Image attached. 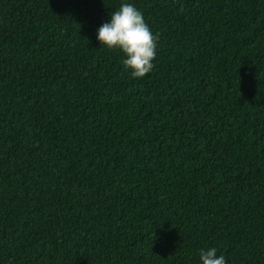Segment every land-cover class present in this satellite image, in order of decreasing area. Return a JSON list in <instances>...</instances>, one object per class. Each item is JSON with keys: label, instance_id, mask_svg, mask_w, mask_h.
I'll list each match as a JSON object with an SVG mask.
<instances>
[{"label": "trees", "instance_id": "trees-1", "mask_svg": "<svg viewBox=\"0 0 264 264\" xmlns=\"http://www.w3.org/2000/svg\"><path fill=\"white\" fill-rule=\"evenodd\" d=\"M159 34L133 78L98 29ZM264 264V0H0V264Z\"/></svg>", "mask_w": 264, "mask_h": 264}, {"label": "clouds", "instance_id": "clouds-1", "mask_svg": "<svg viewBox=\"0 0 264 264\" xmlns=\"http://www.w3.org/2000/svg\"><path fill=\"white\" fill-rule=\"evenodd\" d=\"M98 40L102 47L122 52L126 59L123 65L131 70L133 78H144L155 67L159 34H153L143 13L133 4L123 3L112 12L110 22L98 29ZM202 264H226L223 255H217L215 247L201 251Z\"/></svg>", "mask_w": 264, "mask_h": 264}]
</instances>
